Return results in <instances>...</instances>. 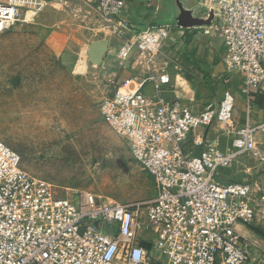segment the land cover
I'll list each match as a JSON object with an SVG mask.
<instances>
[{"label":"built area","instance_id":"built-area-1","mask_svg":"<svg viewBox=\"0 0 264 264\" xmlns=\"http://www.w3.org/2000/svg\"><path fill=\"white\" fill-rule=\"evenodd\" d=\"M40 10L42 1H28ZM214 35L228 72L242 76L245 89L264 87V0H216ZM22 4L0 2V31L22 17ZM28 6V7H29ZM124 0H97L113 19ZM126 47L120 57L126 55ZM78 57L77 64H82ZM150 82L153 92L143 86ZM167 73L135 84L108 79L99 110L125 140L132 158L151 177L155 195L119 202L85 189L56 187L21 166L17 152L0 140V264H250L252 246L237 232L242 224L264 233V192L253 182L223 181L241 156L257 149L264 120L232 123L233 96L199 111L168 100ZM221 122L231 147L195 134Z\"/></svg>","mask_w":264,"mask_h":264},{"label":"rangeland","instance_id":"rangeland-1","mask_svg":"<svg viewBox=\"0 0 264 264\" xmlns=\"http://www.w3.org/2000/svg\"><path fill=\"white\" fill-rule=\"evenodd\" d=\"M28 6L0 31V140L27 172L56 187L119 202L153 198L151 177L99 110L110 88L96 60H107L109 24L101 18L100 41L86 47L75 15L68 22L59 6L52 13ZM78 57L87 62L82 75L72 72Z\"/></svg>","mask_w":264,"mask_h":264},{"label":"crops","instance_id":"crops-1","mask_svg":"<svg viewBox=\"0 0 264 264\" xmlns=\"http://www.w3.org/2000/svg\"><path fill=\"white\" fill-rule=\"evenodd\" d=\"M19 1L22 5L28 1H42L44 5L41 9L44 8L47 13H52L55 11L53 7L59 6L68 22L72 20L71 15L80 20V36L86 40L84 46L100 41L102 17L96 9L97 0ZM215 1L124 0V10L113 19L106 20L109 39L104 55L107 60L99 58L102 77L120 82L130 78L137 84L146 75L167 73L172 83L166 96L171 102L199 111L215 105L221 95L228 92L233 96L231 121L234 125L244 127L262 122L264 87L248 91L240 73L228 72L224 65L222 43L214 35L212 27L217 17ZM210 2L213 10L206 7ZM182 10L203 19L211 14L209 25L182 27L178 19ZM124 47L127 48L126 55L120 57L119 53ZM81 66L83 68L80 69V64L75 61L72 72L79 75L86 73V60H82ZM143 91L151 95L152 84L147 82ZM195 134L206 136L208 141L217 143L221 150L231 147L230 130L221 122L213 123L207 130L198 127ZM234 178L253 182L264 192L263 135L258 136L257 149L241 156L231 171L222 170L223 181ZM235 228L251 243L253 262L250 264H264V233L242 224H237Z\"/></svg>","mask_w":264,"mask_h":264},{"label":"water","instance_id":"water-1","mask_svg":"<svg viewBox=\"0 0 264 264\" xmlns=\"http://www.w3.org/2000/svg\"><path fill=\"white\" fill-rule=\"evenodd\" d=\"M178 19H179V24L182 27L209 25L211 20V14H209V17H207V19H203L200 17H193L192 15H190V13L182 10ZM99 58L100 57H98L96 61H99Z\"/></svg>","mask_w":264,"mask_h":264},{"label":"bare ground","instance_id":"bare-ground-1","mask_svg":"<svg viewBox=\"0 0 264 264\" xmlns=\"http://www.w3.org/2000/svg\"><path fill=\"white\" fill-rule=\"evenodd\" d=\"M81 68H83V66H81V64H80V69H81Z\"/></svg>","mask_w":264,"mask_h":264}]
</instances>
